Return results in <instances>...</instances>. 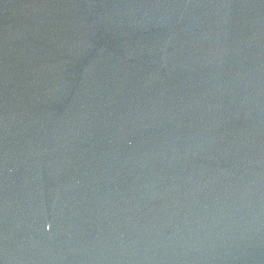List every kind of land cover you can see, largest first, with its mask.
<instances>
[{
  "label": "water",
  "instance_id": "95a60500",
  "mask_svg": "<svg viewBox=\"0 0 264 264\" xmlns=\"http://www.w3.org/2000/svg\"><path fill=\"white\" fill-rule=\"evenodd\" d=\"M0 264H264V0H0Z\"/></svg>",
  "mask_w": 264,
  "mask_h": 264
}]
</instances>
